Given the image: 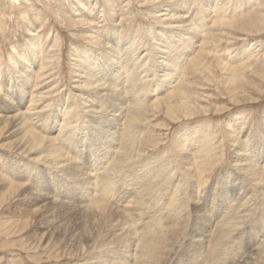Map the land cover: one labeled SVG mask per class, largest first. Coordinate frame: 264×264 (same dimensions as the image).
I'll return each instance as SVG.
<instances>
[{
	"label": "rangeland",
	"instance_id": "374dc122",
	"mask_svg": "<svg viewBox=\"0 0 264 264\" xmlns=\"http://www.w3.org/2000/svg\"><path fill=\"white\" fill-rule=\"evenodd\" d=\"M162 1L0 0V89L2 92H7V88L12 85L15 89L14 92L18 90L17 85L21 84L19 82L21 78L14 77L20 75L18 74L19 70L14 69L20 68L21 71L22 63L32 61L31 58L34 56V52H31L32 49L37 48L41 58L35 69L36 74H31L34 77V84L30 90L28 89L30 97L27 96V103L22 109L31 125L34 124L35 127L40 126L49 129L50 127L45 125L46 117L48 113L51 114L55 111L59 105L66 106L69 104L68 100H70L75 106L78 104L77 107L81 110L84 109L82 108L84 103L80 101L89 100V97H93L96 100L89 102L86 110L97 109V113H90L92 115L88 117H93L95 126L102 123V126L107 127L109 119L103 117L105 115L104 106L100 102L103 98L100 96L99 90L93 89L83 94L75 87L77 85L76 79L78 77L77 80L82 79L78 69L85 62L87 64L92 62L90 64L94 70L97 67V69H100V66L105 67L106 70L102 78L105 76V79H103L106 81L113 72L115 75L117 71L124 73L121 79L118 78L117 81L121 86L120 89L122 88V93H125L124 95L128 99L130 98L129 101L127 99L130 107L133 104L131 94H129L130 89L132 83L137 80L139 85L143 88L146 87L145 94L150 100L155 99L152 97L162 92L161 95H166L172 89L181 90L186 95L190 93L188 96L190 98L189 107L193 111L191 117H185L181 113L182 111L180 112L176 108L172 113V115L174 114V118H172L162 113V111L159 112V110V113L157 111L149 113L148 110L150 108L151 111L152 106L149 108L143 107L145 116L150 118L151 121L148 122L147 119L143 118L142 122L137 123V131L143 136L141 139H138V135L134 132L131 133L127 130L126 123L124 126L126 133L120 130L123 135L118 137L120 138L118 140L102 138V136L99 138L101 134L90 136L89 134L94 127L88 128L86 125L79 126L77 129L75 127L76 132H72L74 133L73 141L60 140L58 146L62 150L64 149L63 151L67 157L71 156V159L75 157L74 159L82 164L81 173L89 172V174H85L86 177H90V173L93 176H99L98 183L94 181L93 193L87 197L83 193H79L83 192L82 190L86 187H90L91 184L85 183L84 188L81 185L76 187L72 184L76 182L74 176L70 174L72 169L66 170V168L64 171L62 170L63 172L59 169L66 167L64 166L65 163L60 162L61 165L52 169L50 166L44 167V162L42 163L39 160L38 166L44 167L45 170L48 168L47 181L44 182L45 179L42 178L40 186L42 185L51 194L50 201H45L48 203L41 207L44 202H40V205L33 203L31 195L28 194L30 189L27 186L25 187L26 194L22 188V190L19 189L20 191L14 190L18 183H32L34 181L32 177L29 180H19L15 176V166L14 170L10 172L13 173L12 176H14L13 179L16 182L8 185L9 182L0 181L3 182V184L0 183V264H82L83 261L90 262L86 259H90L93 252L90 253L86 249L89 247L88 243H91V237L98 227L96 222L97 210L94 212L91 207L100 205L103 202L107 204L117 203L116 205L121 207L122 211L130 212L129 222L135 237V241H133L135 243L130 252L135 262L137 261L135 264H146L149 257L139 251V244L146 237L141 231H143L142 229L146 226V223L159 224L165 222L168 218L170 221V209L167 205L170 197L175 193L178 194V187L181 186L183 189H180L183 191L184 196L190 194L191 187L194 189L192 191L193 199L188 200V207L190 208L183 211H193L194 214L196 209L193 202L197 201L205 207L208 216L212 218L211 221L214 226H211L210 236L207 240L203 236L206 243L205 241L200 243L198 239L201 238V235L198 232L191 231L196 215L188 217L185 212L183 220H185L184 225L186 224L187 227L183 231L180 230L176 234L178 236H174V238H179H176L175 247L173 245L169 248V245H165L169 255L168 257L162 256L161 261H157L158 263L167 260L166 264H185L181 257L183 253L185 258L188 257L189 250L186 251L185 249L192 242L193 244L198 243L201 256L199 262H202V264H243L253 252L254 261L264 264V249L260 251V247L264 245V196L262 195V192H264L262 191L264 190V115H261L264 110V27L260 26L261 20L264 19V0H215L213 7H210L206 13L204 12L205 16L200 21L195 19L197 15H200L195 9V2L179 0L176 9L181 11V7L184 6L185 18L195 16L191 24L194 25L193 27L196 29L195 32L198 36L191 40V48L183 54L182 61L185 60V66L184 71L179 76L170 66L172 61L169 59H164L169 61V71H162L163 66L160 60L164 55L158 53L160 48L158 45H164L162 41L170 43L174 38L173 36L164 37L163 39L160 37L162 31H166L170 27V24L166 22L164 24L162 20L164 19V13H169L170 7L175 5V1H173L170 4L164 2L160 6L159 2ZM247 1L249 3L245 6L236 8V2L245 3ZM171 14H174L173 11ZM233 21L238 24H231ZM242 23L245 27H238ZM186 36L190 35L186 34ZM98 38L102 39L101 42L103 43L96 45ZM131 43L137 45L136 48L132 47L133 45L130 47ZM109 47L112 48L113 52L122 51L118 55L121 57L120 61L123 62L119 67L120 69H116L117 62L113 61L114 56L112 55L114 53ZM127 50L132 53H127ZM90 51L99 57L96 61H91L89 57L85 59V55ZM179 51L180 49L176 50L173 56L178 57L175 55H178ZM129 56H133V60ZM186 59L188 60L186 61ZM145 62H149L150 65L146 66ZM131 71L135 73H131ZM87 72L83 73V77L88 74ZM173 72L176 74L173 75L175 78L172 81L175 86L172 87V84H167L168 86L164 90V87L160 86L161 79L166 73L172 74ZM11 76H13V80ZM228 79L229 81L233 79V82L236 83H230ZM157 81H159L158 84ZM39 85L40 87H38ZM41 91L51 92V94L37 101L38 108L34 109L33 112L38 114V110L44 105L43 100H46L45 103L51 104L46 109L45 114H38L42 120L39 122L30 116L29 106L34 102L37 92L40 94ZM67 97L68 99L65 101ZM103 102L105 105L111 104V99L105 98ZM107 116L110 118L109 115ZM233 119H235L232 121L234 125L232 124L233 127H231L228 123ZM50 123L52 121H49L48 125ZM200 123L205 125L203 126ZM2 126L0 123V157L5 158L4 162L8 165L11 164L10 166L15 162L18 163L23 157L26 158L23 159V162H28L27 158L30 159L33 154L22 156L19 151H11L9 148L2 146L3 143H7L3 140V137L8 139V134L5 133L7 130L2 129ZM184 126L191 127L188 129L190 133L198 130L199 126H203L204 129L202 134L194 139L192 143L191 141L186 143L192 155V157L190 155V158L194 160L192 171L198 177L196 187L193 183H190L193 180L192 178L188 179L185 165H182V161L179 163L180 154L174 148L178 142L176 132ZM71 127H73V124ZM51 129H56L54 124ZM88 132L89 134L86 136ZM76 133L78 134L76 135ZM115 134L118 135L119 133L116 132ZM95 136L99 139L93 140ZM202 138H205V140ZM199 139H201V142ZM94 150L101 154V158L96 163L94 162V154H92ZM120 151H126V154L128 153L127 155L130 156H127V165L130 166L135 163L131 165L129 170H127L129 167L126 165L127 167H123L124 170L121 171V174L113 175L115 181L114 191L113 193H106L104 192L105 185L102 183V176L108 166L113 163L114 155L119 156ZM199 151L200 155H195V157L194 154ZM235 152L246 156H236ZM162 157L167 158L165 160H167L168 163L166 164L168 165L165 164V167L170 166L172 163L169 168L166 167L171 173L163 167L164 174L168 172L167 179L172 178L173 173L174 177L169 178L171 180L168 185L163 192L156 196L154 201L150 200L153 201L152 207L148 211L147 209L143 211L142 214L145 215L141 217L142 214L139 216L127 207L129 203L126 202L133 199L135 194L133 190L130 193L128 192L131 186L129 177L131 172L141 173L144 169L154 168L158 165V159H162ZM240 158L241 160H239ZM242 158L244 159L243 162ZM18 164L20 165V163ZM246 165H255V171L260 174V179H255L254 176L250 175L252 170L248 169L249 172H247L245 170ZM239 166L244 167V169L239 168ZM240 169L243 171L240 172ZM4 170L0 168V174L7 180L12 179L5 175L7 171L4 172ZM52 173L54 174L53 177H65L66 179H54L52 182L50 180L53 178L49 175ZM26 175L29 176V173ZM48 176L51 178L49 179ZM252 179L259 180V182L252 181ZM260 182L263 184H260ZM157 188L158 186L155 187V189ZM14 191L15 193H12ZM108 194H110L109 197ZM52 200L68 204L71 202L70 204L77 206H65L59 203L56 205ZM75 208L82 210L84 216L82 214L79 216V212ZM245 208L248 210L246 211ZM238 213H245L244 222L234 228L229 226V235L220 234L218 230L221 231L223 226L218 227V224L227 217L236 219ZM208 216L206 215V220L209 219ZM150 217L155 218L157 221H148ZM46 220L56 224L55 227L59 229L57 228V230L55 227V229H52V226L46 229V226H48ZM92 221L97 225L93 226ZM84 222L86 223L85 227H83ZM100 222L101 228L95 234V237L98 235L101 237L98 238V241L103 240L105 238L104 234L109 232L108 227H106L108 230L102 227L104 222L102 220ZM42 224L44 225L42 226ZM73 229L76 231L71 244L63 245L66 240H69ZM160 235V233L155 232L152 237L157 241L160 239ZM223 236H225L227 250L220 252L218 246L221 244ZM164 241H166V238ZM164 244L165 242L162 241L161 246ZM91 247V249L99 248L100 252L105 247V250L108 248L109 251L115 246L113 244L107 246L106 244L94 243ZM256 252L258 255H256ZM75 253L79 255L77 256ZM261 256L263 261H261ZM103 258H106V256H103ZM94 259V261H97L96 257ZM131 264H134L133 260Z\"/></svg>",
	"mask_w": 264,
	"mask_h": 264
},
{
	"label": "bare ground",
	"instance_id": "6f19581e",
	"mask_svg": "<svg viewBox=\"0 0 264 264\" xmlns=\"http://www.w3.org/2000/svg\"><path fill=\"white\" fill-rule=\"evenodd\" d=\"M173 1H175V5L173 7H170V9L168 10L169 13L168 12H167V14L164 13V19L162 20V23L170 24V27H168L167 30L165 29L166 31L163 30L160 37L163 39L164 37L173 36L174 40L172 39V41L170 43L162 41V43L165 46L162 44L158 45V46H160L158 53H162V55H164L163 57H161L162 59L160 60V62H162V66H163L162 71H169L168 70L169 61L164 60V59H169L170 61H172V65H170V66L173 67V70H175V73H177V76H179L184 71L183 68L185 66V63H184L185 60L182 61L183 54L185 53V51L187 49L191 48V40L195 39V37H198V36L195 32L196 29L193 27L194 25L191 24V22H193L195 16L194 17L189 16V17L185 18L186 12H185V9H183L184 6L181 7V11L176 9L178 3L180 2L179 0H163L162 2H159V5L160 6L163 5L164 2L170 4V2H173ZM188 1L189 2L191 1L193 3L195 2L194 3L196 5L195 9L200 14V15H197L195 19H197L199 21L201 20V18H203L205 16L204 12L206 13L207 11H209V8L213 7L214 2H215V0H200V1L188 0ZM247 3H249V2L248 1L245 3L244 2H236L235 3L237 6L236 8H241V7H243V5L245 6V4H247ZM187 5L189 6V4H187ZM172 11L174 14H171ZM210 13H212V12H210ZM231 24L237 25L238 23H236V21H233V22H231ZM198 25L201 27L200 24H198ZM261 25L264 27V19L261 20L260 26ZM238 27L244 28L245 26L242 23L240 26L238 25ZM186 34H188L190 36H186ZM176 38H178V39H176ZM101 41H102V39L100 40L98 38V40L96 41L97 42L96 45L102 44L103 42H101ZM132 45H133V43H131L130 47ZM136 46L133 45L132 47L136 48ZM111 49L112 48H110V50ZM179 49H180V51L178 52V55H175L178 57H174L173 53H175V51L179 50ZM31 52H34V56L31 58L32 61L22 63L21 71H20V68L14 69V70L18 69L19 70L18 74H20L19 76L16 75L14 77H17V79L21 78V80L19 81L21 84L17 85L18 90L16 92H14L15 89H14L13 85L9 86V87L7 85V87H8L7 92H2V90L0 89V92H1L0 93V96H1L0 97V109H1L0 110V112H1L0 113V120H2V121H0V123L3 125L1 128L7 130L5 132L6 135L8 134L7 135L8 139H4L5 137H3V140L7 141V143H3V145H2L3 147H5L7 149L9 148L11 151H14V150L19 151V154H22V156L31 155V154H33V155L30 159L27 158L28 162L27 161L23 162V159H26L23 157L18 162V163H20V165L17 162H15V163H13L12 166H10L11 164L8 165L4 162L5 158L0 157V168L1 169L3 168V170L5 168L4 172L7 171V173H5V175L8 178L9 177L12 178V179L9 178L7 180L4 176H2L0 174V181L2 180L5 183L7 181V182H9V183H7L8 185L15 183L16 181H15V179H13L14 176H12L13 173L10 171H13L14 167L16 166L15 176L18 177L19 180H24V179L29 180L32 177V179H34V181L32 183H25V182H23L22 184L18 183L16 185V187H14V190L20 191L19 189H21V188L23 190H25V187L27 186L30 189L28 194L31 195V200L33 201V203L35 202V203H38L40 205V202H44L41 205V207L44 206L46 203H48L45 201H50V199H51V194H49L42 187V185L40 186L42 178L45 179L44 182L47 181L46 178L48 175V168L45 170L44 167L50 166L53 169L54 167L57 168L58 165H61L60 162L65 163L64 166H66V167H62L59 169L61 171L62 170L64 171L66 168H67L66 170L72 169L70 174L73 175L74 178L76 179V182H73L72 184H74L76 187L78 185H81L82 188L85 187L84 186L85 183L91 184L90 187H86L84 190H82L83 192L79 193V194L83 193V195L86 197L93 193L92 190L94 188V181H96V183H98V177L99 176H96V175L93 176L90 173L91 179L89 176L86 177L85 174H89V172H84L85 174L81 173L80 170H82V168H81L82 164L80 162L76 161L74 159L75 157L72 159L70 158L71 157L70 155H69L70 157H67V155L63 151L64 149L62 150V148L58 146V141H60V140L73 141L72 137H73L74 133H72V132L73 131L76 132V129L79 126L83 127L84 125H86V127H88V128L94 127V128H92L93 131L90 134H89V132L86 133V136L88 134L90 136H94V134H97V135L101 134L99 136V138L102 136V138H109L111 140L112 139L118 140V139H120L118 137H122V135H123V133H121V131H124V133H126V131H125L126 129L124 128L125 123H126L127 124V130L130 131L131 133L134 132L136 135H138V139H141V138H143V136L141 133H139V131H137L136 125L138 122H142L143 118L147 119L148 122L150 120V118H147V116H145L143 107L149 108L150 106H152V110L150 111V108L148 110L149 113H154L156 111L158 112V110H159V112L162 111V113H165L166 115H169L172 118H174V114L172 115V113L176 108H178L180 110V112L182 111L181 113L183 115H185V117H191L193 114V111L189 107L190 98L188 96L190 93L186 95V94L182 93L181 90L172 89V91H170L166 95H161L163 93L162 92L160 94H157V96L155 95L152 97L155 99L150 100V98H147L146 94H145V88L146 87L143 88V86L139 85L137 80L134 83H132V81L130 80L132 83V88L130 89L129 94H131V98L133 101V104L130 107L128 104L129 102H127L128 98L124 95L125 93L124 94L122 93V88L120 89L121 86L119 85V82L117 81L118 78L121 79V76L124 74L121 71L116 70L123 63L122 61H120L121 57L118 56L119 53L122 51H120V52H117V51L113 52L112 51L114 53L112 55V56H114L113 61L117 62L116 69H115L117 71L116 75L113 72L112 75L109 76L108 81H106V80H104L105 76L103 77L104 79L102 78V75H103V73H105V70H106L105 67L100 66V69H97L98 68L97 67L96 70H94V68H92L91 64H90L92 62H89L88 64L85 62V63H83V65H81L79 67L80 69H78V72L80 73L79 75H80V77L82 76V79L77 80L79 78L77 76L78 77L76 79L77 85L75 86L83 94H84V92H90L93 89H95V90H99V94L103 99H105V98L111 99V104L108 103L106 105L104 104L103 99L100 100V102H102V105L104 106L103 111H104L105 115L103 117H105L106 119H109L108 120L109 123L107 124V127L102 126V123H98L95 126L94 125L95 120H93V117H88L89 115H92L90 113H97V109L91 108L92 110L91 109L86 110L88 103L94 102L96 100V98H93V97H89L91 99V100L89 99L90 101L89 100L80 101V102L84 103L82 105V108H84V109H81L82 111H84L83 113L80 109H78V107H77L78 104H77V106H75L70 100H68L69 104H67L66 106L65 105H59L56 108V110L53 111L51 114L48 113V115L46 117L47 121H46L45 125L50 127L49 129L42 128L40 126L35 127L34 124L31 125V122L28 119H26L25 112H24V110H22L23 107H25V105L27 103V101H26L27 96H28V98L30 97L29 90L32 88V85L34 84V77H32L31 74H34V75L36 74L35 69L39 65V62L41 59L39 52H37V48L32 49ZM127 53H129L128 50H127ZM130 53H132V52H130ZM91 54H93L92 51L87 52V55H85V59H88V57H89L91 59V61H96V59L99 58L97 55L95 56L94 54L93 55H91ZM29 56H31V55L29 54ZM112 56L110 55V57H112ZM124 56H125V54H124ZM129 57L131 58V60H133L132 59L133 56H129ZM128 60H129V58H128ZM187 60L188 59H186V61ZM147 63H146V66L147 65L149 66L150 63L149 62H147ZM221 63L223 64L224 62H221ZM132 67H133V65H132ZM86 69H88V70H86ZM137 69H139V68H137ZM86 71H88L87 72L88 74L85 77H83V73L85 74ZM131 73H135V72L131 71ZM175 73L174 72L172 74L166 73L164 75V77L161 79L162 82H161L160 86L164 87L163 88L164 90L166 89V86H168L167 84H172V81H174L175 77L173 75H176ZM113 74H114V76H113ZM140 75H142V74H140ZM232 75H234V74L232 73ZM127 76H128V74H127ZM169 77H170V79H169ZM135 78H136V76H135ZM237 78L239 79V77H237ZM11 79L13 80V76H11ZM159 81H157V84L159 83ZM228 81H229V79H228ZM229 82L230 83H236V82H233V79H232V81H229ZM165 83H166V85H165ZM173 86H175V85L172 84V87ZM38 87H40V85ZM47 91H51V90H47ZM47 91L46 92L41 91L40 94H38V92H37L34 100L32 99L34 102L31 104V106H29V112L31 113L30 116L34 117L33 119H35L36 121L38 120L39 122H41L42 120L39 118L38 114L39 115L45 114L46 109H48V107L51 103H45L46 100H43L44 105H42L41 109L38 110V114L36 112H33V111H34V109L38 108L37 101L41 100L44 96H49V94H51L53 89L51 92H47ZM52 95H54V94H52ZM31 96L33 97V94ZM84 98H86V97H84ZM65 99H66L65 101H67L68 97ZM48 100L50 101V99H48ZM129 100H130V98L128 99V101ZM29 101H31V100H29ZM150 101H152V102H150ZM97 107H99V106L97 105ZM152 111H154V112H152ZM261 113H262L261 115L263 116L264 110ZM82 114H83V116H82ZM107 115H109L110 118ZM263 118H264V116H263ZM235 119L230 120L228 125L233 127L234 123L232 121H234ZM81 120H83V121H81ZM49 121H52V123H50V125H48ZM53 124L56 127L55 130L51 129ZM72 124H73V127H71ZM201 125L204 126L205 124H201ZM203 126H201V127L199 126L198 130H196L194 133H190V131L188 129H190L191 127H188V126H184L183 128L179 129V131L176 132L177 136H178V138H177L178 148H177V145L174 147L178 150V154H180L179 155L180 159H178V160H180L179 163L181 161L183 162L182 165H185V168H186L185 172H186L188 179L190 180L192 178V180H193L192 182H190V181L189 182L191 184L193 183V185L195 187H196L195 184L197 183L198 177L192 171V169L194 167V160H192L190 158L191 153H190L189 148L187 147L186 143L189 141H191V143H192V141H194V139L198 138L199 135L202 134V132L204 130ZM75 127H76V129H75ZM199 129H201V130H199ZM116 132H118L119 134L118 135L115 134ZM80 133L83 134L84 132L83 133L80 132ZM77 134L78 133H76V135ZM203 137H205V136H203ZM235 137H236V135H235ZM99 138L95 136L93 140H98ZM202 139L205 140V138H202ZM199 140L201 142V139H199ZM202 144H205V143H202ZM134 145H132V146H134ZM243 146H244V144H243ZM195 148H196V146H195ZM197 148L200 150L199 147H197ZM202 148H203V145H202ZM236 148H237V146H236ZM126 150H127V147H126ZM238 151H240V150H238ZM128 152H129V150H128ZM237 152H235V155L236 156L240 155ZM92 154H94V162L96 163L97 161H99V159L101 158V154L98 153L96 150H94ZM127 154H126V151H124V152L120 151L119 156L117 154L114 155L113 158L114 159L116 158V159L115 160L113 159V163L110 166H108V168L105 170V172L102 176L103 177L102 183L105 185L104 192L113 193L114 188H115V181H114L113 175L114 174H121V171L124 170L125 166L127 165L126 162H128L127 156H129V155H127ZM198 154L200 155V151L197 154H194V156L195 155L198 156ZM241 155H245V154H241ZM134 156H136V155H134ZM168 156H170V155H168ZM191 157H192V155H191ZM243 158H245V157H243ZM243 158H242V162L244 160ZM165 159H167V158H165ZM165 159L163 157H162V159H158V161H159L158 165H156L154 168L150 167L149 169L142 170V172H144V173H142V172L141 173L131 172V175L129 177V180L131 181V186H130V190L128 192L130 193L133 190L134 191L133 193H135V194H134V198L131 199L130 201L126 202V203H129V205L127 204V207H129V210L132 209L133 211H135V214L137 213L140 216L143 213V211H145L146 209L148 211L152 207V203H153L154 199L156 198V196L159 195L161 192H163L164 188L168 185L169 181L174 177V173H173L172 178L168 176L171 179H169V178L167 179L166 175L169 172L167 170V168H169L172 163L171 164L169 163L170 166H168V167L166 166L167 167L166 168L165 164L168 162ZM235 159H238V158H235ZM39 160L42 161V163L44 162L43 163V164H45L44 167H40L37 165V163H39ZM137 160H139V159H137ZM239 160H241V158ZM8 163H9V161H8ZM131 163H132V160H131ZM134 163H132V164H134ZM174 164L175 163L173 162V165ZM247 164H249V163H247ZM131 165L130 166L127 165L129 167L127 170H129L131 168ZM166 165H168V164H166ZM240 165H242V164H240ZM254 166L248 165L245 170L247 172H249L248 169L252 170L250 175L254 176L255 179H260V174L257 171H255L256 167H254ZM163 167H165V169L168 171V172H166V170H165V172H166L165 174H164ZM174 168H176V167H174ZM239 168H241V167L239 166ZM242 168L244 169V167H242ZM55 171H57V170H55ZM242 171L243 170H241L240 172H242ZM9 173H10V175L8 176ZM28 173H29V176L26 175ZM169 173H171V172H169ZM139 174H140V176H138ZM49 175L52 176L54 174L52 173ZM48 178H49V176H48ZM52 178L53 179L50 180L52 182L54 181V179L55 180L66 179L65 177L64 178H60V177L58 178L55 176L54 177L52 176ZM255 179L254 180L252 179V181H255ZM19 180H17V181L19 182ZM257 182H259V180ZM0 183L3 184V182H0ZM261 183L262 182H260V184ZM159 184H160V186H159ZM157 186H158V188L159 187H161V188L155 189V187H157ZM178 186H180V185H178ZM78 187H80V186H78ZM180 188H182V186ZM180 188L178 187V190H179L178 194L175 193L174 195H172L170 197L169 203L167 205L168 208L170 209V221L168 218L167 220H165V222H161L159 224H156L154 222H151L150 224L146 223L145 224L146 226L142 229L143 231H141L145 234L146 237H145V239H143L140 242L139 251L143 252L146 256L149 257L146 261V264H166L167 260L165 262L162 261L161 263H158L159 262L158 260H160V258H162V256L168 257L169 252L165 249V247L167 245H169L168 247L170 248L174 244L176 245V240L179 238L178 237L174 238V236H178L176 234L180 230L183 231L185 229V227H187V226H185L186 224L184 225L185 220H183V217L185 216V212L188 215V217H191L194 214L196 215V217L194 219L195 222L194 221H193L194 223L192 222L193 228L191 229V231L193 230L195 233L198 232L199 235H201V238L198 239L200 243H204V241L206 243L208 236H210V228L213 225V222L211 221L212 218L210 216H208V212L204 206L200 205L197 201H194L193 204L195 205V209H196L194 214H193V211L192 212L183 211L185 209L190 208V207H188L189 206L188 200H190V198L193 199L194 196H192L193 195L192 191H194V189L191 187L190 188V190H191L190 194L188 193L187 195L184 196V193ZM262 191H264V190H262ZM26 192L27 191L25 190V194H26ZM12 193H15V191ZM17 193L19 194V192H17ZM22 194H24V193H22ZM262 195L264 196V192H262ZM20 196H21V194H20ZM109 196H110V194H108V197ZM137 196H140V197L137 198ZM121 198H120V200H121ZM150 200H153V201H150ZM52 202L56 205H58V203H59V204L65 205V206H70V205L77 206L75 204H70L71 202L69 204L65 203V202H60V201L58 202L56 200L55 201L52 200ZM52 202H51V204H52ZM116 204L117 203L107 204V203L103 202V203H100V205H95V206L91 207V209L94 212L97 210L96 222L98 223V227L95 230V232L93 233V236L91 237V243H88L89 247L86 249L90 253L93 252V256L90 259H86V260H89L90 262H88V261L84 262L83 261L82 264H131L132 260H133L134 264L137 263V261L135 262V259L133 258V255L130 252V251H132L131 248H132L133 244L135 243V242H133V241H135L134 231L132 230V228L130 226V222H129L130 212L122 211L121 207H118ZM86 209L91 210L89 208H86ZM75 210L79 212L78 213L79 216L81 214H82V216H84V212H82V210H79L78 208H75ZM245 210L247 211L248 209L245 208ZM29 212H30V210H29ZM244 214L245 213H238L236 219H234L233 217L232 218L227 217L225 220H223V222L218 224V227H220V225L223 226L222 227L223 229L220 228L221 231L218 230V232L220 234L225 233V234L229 235V233H230L229 226H233V228H234V227L238 226V224L243 223L245 220ZM143 215H145V214H142L141 217H143ZM206 215L209 217V219H207V220H206ZM137 219H139V218H137ZM101 220L104 222V225H105V226L102 225V227L104 229L106 227H108L109 230L107 228L106 229L109 232H106L104 234L105 238L103 240L101 239L100 241H98V238H101V237H100V235L95 237V234L101 228V222H100ZM148 221H157V220L153 217H150L148 219ZM46 222L48 225V226H46V229H49L51 226H52V229H55L56 228L55 226H57L56 224H53V222L51 223V221L46 220ZM85 222H86V220H85ZM92 223H93V226L97 225V223H95L94 221H92ZM43 225L44 224H42V226ZM85 226H86V223L84 224L83 227H85ZM83 230H84V228H83ZM75 231H76L75 229H73L71 231V234L69 236L70 241L66 240L63 245L67 246V244H71V240L74 239V236H75ZM155 232H158L161 234L160 239L157 241H155L152 237V235ZM167 233H168V235H167ZM169 233H170V235H169ZM203 236H205L206 240H204ZM165 238H166V241H164ZM192 239H194V238H192ZM162 241L165 242V244L163 246H161ZM94 243H98L100 245L106 244L107 246L109 244H113L115 247L109 251H108V248L105 250V248H106L105 247L104 249L101 250L102 252L101 251L99 252V250H100L99 248L91 249L92 248L91 245H93ZM81 244L83 245V243H81ZM175 245H174V247H175ZM169 248H167V249H169ZM88 249H90V250H88ZM218 249L220 250V252L227 250L225 247V236L222 237L221 244L218 246ZM262 249H264V245L260 247V251ZM185 250L186 251L189 250L188 257L185 258L184 253L182 254L183 256L181 257L182 261L185 264H202V262H199V259H201V256H200V250L198 248V243H195V244H193L192 242L189 243V245L187 246V248ZM103 251H105V252L103 253ZM164 252H166L165 255H163ZM102 253H103V256H106V258H103ZM61 254H62V252H61ZM76 255L78 256L79 254H76ZM253 255H254V252L246 258V260L243 264H259L260 263L259 261H258L259 263L254 261L255 257ZM256 255H258L257 252H256ZM94 257H96L97 261H94L95 260ZM260 258H262V260L261 259L260 260L263 261V257L261 256ZM79 259H80V261H82L81 258H79ZM166 259H168V258H166Z\"/></svg>",
	"mask_w": 264,
	"mask_h": 264
}]
</instances>
